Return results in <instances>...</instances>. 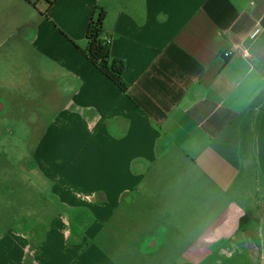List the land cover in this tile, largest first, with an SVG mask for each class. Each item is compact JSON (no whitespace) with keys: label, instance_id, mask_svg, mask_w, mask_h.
Wrapping results in <instances>:
<instances>
[{"label":"crops","instance_id":"obj_1","mask_svg":"<svg viewBox=\"0 0 264 264\" xmlns=\"http://www.w3.org/2000/svg\"><path fill=\"white\" fill-rule=\"evenodd\" d=\"M100 10L126 92L84 53ZM39 76L55 79L42 93L74 80L68 105L87 111L75 120L71 163L87 162L77 173L90 194L76 196L90 226L56 216L37 245L10 231L0 264H224L239 251L259 264L264 0H0V143L10 135L13 148L6 99ZM47 141L35 157L52 150Z\"/></svg>","mask_w":264,"mask_h":264},{"label":"rangeland","instance_id":"obj_2","mask_svg":"<svg viewBox=\"0 0 264 264\" xmlns=\"http://www.w3.org/2000/svg\"><path fill=\"white\" fill-rule=\"evenodd\" d=\"M63 81L67 87L59 93L52 94L53 90L42 93L39 90L42 84L51 87L55 79L35 77L22 84L13 95L9 94L10 100L6 99L9 106L2 117L13 122L14 140L13 148L8 143L10 135L0 143V240L12 231L11 235L19 234L26 242L37 245L43 231L49 229L50 221L56 216L57 224L67 221L84 233H87V226L89 229L90 208L76 196L77 193L90 194V190L81 189L90 187V182L77 173V170L87 169V162L85 158L79 161L75 158L73 163L78 164L77 167L71 163L75 150L72 136L81 131L75 120L77 116L84 117L87 111H76L68 105L72 96L69 89H75L72 87L74 80L63 77ZM55 96L61 98L59 102ZM1 128L6 136L9 126L1 125ZM22 135H29L30 140L26 141L25 137V142L21 141ZM45 135L48 136V149L52 150L45 157H35V147ZM55 135L58 136L57 141L63 140L61 151L54 150ZM39 171L47 173L44 183L39 182L35 175ZM256 209L259 211L255 222V242L261 252L259 264H264V213L260 211L262 207ZM81 217H85L84 221ZM224 261V264H247L249 258L246 252L239 251Z\"/></svg>","mask_w":264,"mask_h":264},{"label":"trees","instance_id":"obj_3","mask_svg":"<svg viewBox=\"0 0 264 264\" xmlns=\"http://www.w3.org/2000/svg\"><path fill=\"white\" fill-rule=\"evenodd\" d=\"M106 13L100 10L89 25L86 40L87 48L84 51L94 66L114 83L121 91L128 90L123 78V64L111 57V42L104 39V22Z\"/></svg>","mask_w":264,"mask_h":264},{"label":"built area","instance_id":"obj_4","mask_svg":"<svg viewBox=\"0 0 264 264\" xmlns=\"http://www.w3.org/2000/svg\"><path fill=\"white\" fill-rule=\"evenodd\" d=\"M257 36H258V34H252L251 35V39L252 40H255L257 38ZM109 42H111V41L109 40ZM229 55H231V53ZM242 57L245 58V59H250L251 58V55H250L249 52H243L242 53Z\"/></svg>","mask_w":264,"mask_h":264}]
</instances>
